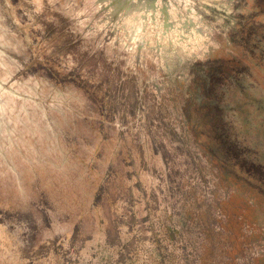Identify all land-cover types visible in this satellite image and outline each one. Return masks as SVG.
Wrapping results in <instances>:
<instances>
[{"label":"rangeland","instance_id":"rangeland-1","mask_svg":"<svg viewBox=\"0 0 264 264\" xmlns=\"http://www.w3.org/2000/svg\"><path fill=\"white\" fill-rule=\"evenodd\" d=\"M0 264H264V0H0Z\"/></svg>","mask_w":264,"mask_h":264}]
</instances>
